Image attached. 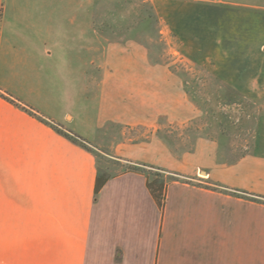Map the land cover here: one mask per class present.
<instances>
[{
    "label": "crops",
    "instance_id": "0c3cea01",
    "mask_svg": "<svg viewBox=\"0 0 264 264\" xmlns=\"http://www.w3.org/2000/svg\"><path fill=\"white\" fill-rule=\"evenodd\" d=\"M18 1L0 0V71L33 81L21 83V99L0 89V264H264V204L245 197L264 198V114L252 151L237 159L206 137L176 152L155 131L182 128L198 112L168 63L136 41H88V0H40L54 25H33L34 40L4 36L7 18L22 13ZM159 1L264 9L250 0ZM159 9L168 22L172 9ZM255 63L264 75V56ZM44 79L60 90L47 91ZM240 90L264 95V77ZM74 100L84 103L75 115ZM134 129L148 136L120 140ZM105 146L145 172L111 174L95 196L89 148Z\"/></svg>",
    "mask_w": 264,
    "mask_h": 264
},
{
    "label": "rangeland",
    "instance_id": "374dc122",
    "mask_svg": "<svg viewBox=\"0 0 264 264\" xmlns=\"http://www.w3.org/2000/svg\"><path fill=\"white\" fill-rule=\"evenodd\" d=\"M250 1L264 7V0ZM18 2L22 13L18 20L7 18L4 36L15 31L21 34L15 39L34 40L37 38L33 25L42 28L54 25L48 12L39 10L40 0ZM161 5L173 11L168 22L161 18ZM87 20L88 41H136L146 47L152 61L168 63L170 70L182 78L189 102L198 113L182 128L166 125L155 131L172 149L190 151L196 138L206 137L219 143L222 156L227 159L234 160L252 151L257 120L264 114V95H247L240 88L256 87L257 81L264 77L258 71L260 64L255 63L257 57L264 56V49L260 48L264 43V9L231 8L222 4L176 6L159 0H88ZM14 78H6L0 71V89L21 99V92L28 93L27 89H21V83L31 84L33 80ZM43 84L47 91L60 90L52 79H44ZM0 95L4 96L1 92ZM26 98L38 105L34 101L36 96ZM89 105L90 112L91 101ZM81 106L84 103L74 100L72 114ZM77 126V132L88 128ZM110 131L117 132L113 128ZM119 132L123 129L119 128ZM146 136L144 129H134L119 137L141 140ZM89 149L103 173L116 174L132 167L124 160L114 159L108 146ZM31 168L24 164L27 203L31 199L27 191L32 189V182L26 170Z\"/></svg>",
    "mask_w": 264,
    "mask_h": 264
},
{
    "label": "trees",
    "instance_id": "16d2710c",
    "mask_svg": "<svg viewBox=\"0 0 264 264\" xmlns=\"http://www.w3.org/2000/svg\"><path fill=\"white\" fill-rule=\"evenodd\" d=\"M0 97H4L3 95H0ZM5 98V97H4ZM66 137H68L69 139H71L74 142H79L81 145L85 146L82 142L79 141V139H77L76 137L73 136H69L66 135ZM144 165H132V167H128L126 169H131L133 171H142L145 172ZM112 175L110 174H106L103 173L101 171L98 170V174H97V178H96V184H95V189H94V195L96 196L98 191L102 188V186L106 183V181L111 178ZM173 179V178H172ZM175 180V179H173ZM148 188L150 189V191L152 192V194L154 195V197L161 202L163 195H162V190L160 189L158 192L153 188L152 184L148 182ZM246 198L250 199V200H254L257 202H262L264 204V198L261 197H252V196H245Z\"/></svg>",
    "mask_w": 264,
    "mask_h": 264
}]
</instances>
